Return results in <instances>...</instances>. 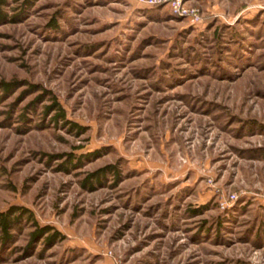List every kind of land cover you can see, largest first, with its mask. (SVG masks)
Segmentation results:
<instances>
[{
  "label": "rangeland",
  "instance_id": "obj_1",
  "mask_svg": "<svg viewBox=\"0 0 264 264\" xmlns=\"http://www.w3.org/2000/svg\"><path fill=\"white\" fill-rule=\"evenodd\" d=\"M181 5L7 0L0 264H264V0Z\"/></svg>",
  "mask_w": 264,
  "mask_h": 264
},
{
  "label": "trees",
  "instance_id": "obj_2",
  "mask_svg": "<svg viewBox=\"0 0 264 264\" xmlns=\"http://www.w3.org/2000/svg\"><path fill=\"white\" fill-rule=\"evenodd\" d=\"M7 5V0H0V23L4 22L5 20H8V16L6 12L3 10V7ZM12 86V82H2L1 83V88L3 91L9 90ZM51 108V110H56L58 111L57 117L64 119V111L60 107L58 101L54 99L53 97V103L50 104V106L47 107V109ZM27 211L24 210L21 207H16L12 210H9L7 212H0V228L3 234H7L9 229H12L13 226L15 225L16 221ZM13 214H16L12 219L10 218ZM51 230H53L51 233H49ZM34 237L38 235H46L48 239H54L55 237L60 236L59 232L53 228H50L48 226L46 227H41L37 226L35 231L32 234ZM6 237V236H5Z\"/></svg>",
  "mask_w": 264,
  "mask_h": 264
},
{
  "label": "built area",
  "instance_id": "obj_3",
  "mask_svg": "<svg viewBox=\"0 0 264 264\" xmlns=\"http://www.w3.org/2000/svg\"><path fill=\"white\" fill-rule=\"evenodd\" d=\"M169 2L174 11L186 13V10L181 5V0H169Z\"/></svg>",
  "mask_w": 264,
  "mask_h": 264
}]
</instances>
